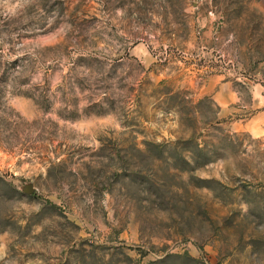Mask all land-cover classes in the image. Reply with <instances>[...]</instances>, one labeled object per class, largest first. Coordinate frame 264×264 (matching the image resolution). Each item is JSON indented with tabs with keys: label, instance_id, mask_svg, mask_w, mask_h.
Listing matches in <instances>:
<instances>
[{
	"label": "rangeland",
	"instance_id": "374dc122",
	"mask_svg": "<svg viewBox=\"0 0 264 264\" xmlns=\"http://www.w3.org/2000/svg\"><path fill=\"white\" fill-rule=\"evenodd\" d=\"M0 264H264V0H0Z\"/></svg>",
	"mask_w": 264,
	"mask_h": 264
}]
</instances>
